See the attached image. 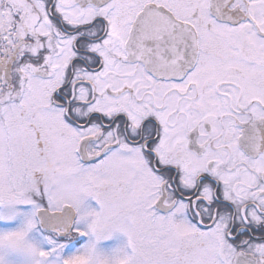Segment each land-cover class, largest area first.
<instances>
[{
	"label": "snow or ice",
	"instance_id": "1",
	"mask_svg": "<svg viewBox=\"0 0 264 264\" xmlns=\"http://www.w3.org/2000/svg\"><path fill=\"white\" fill-rule=\"evenodd\" d=\"M0 264H264V0H0Z\"/></svg>",
	"mask_w": 264,
	"mask_h": 264
}]
</instances>
